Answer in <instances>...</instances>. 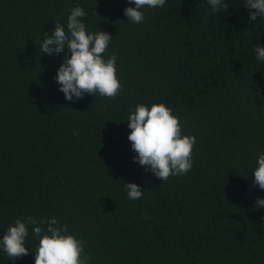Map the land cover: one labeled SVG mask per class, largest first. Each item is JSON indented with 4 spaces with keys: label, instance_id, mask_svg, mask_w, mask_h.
<instances>
[{
    "label": "trees",
    "instance_id": "1",
    "mask_svg": "<svg viewBox=\"0 0 264 264\" xmlns=\"http://www.w3.org/2000/svg\"><path fill=\"white\" fill-rule=\"evenodd\" d=\"M225 2L216 14L207 0H166L134 24L128 0H0V238L17 218L55 217L88 264H264V190L252 183L264 153V17ZM77 5L90 33L112 36L114 99L65 100L54 79L65 52L40 53ZM140 103L165 104L195 136L189 172L163 182L133 161L127 117ZM124 183L142 198L129 200ZM37 243L29 226V255L0 249V264H34Z\"/></svg>",
    "mask_w": 264,
    "mask_h": 264
},
{
    "label": "clouds",
    "instance_id": "2",
    "mask_svg": "<svg viewBox=\"0 0 264 264\" xmlns=\"http://www.w3.org/2000/svg\"><path fill=\"white\" fill-rule=\"evenodd\" d=\"M128 2L134 7H126L123 14L127 21L139 24L144 20L142 9L162 8L166 0ZM207 5L216 14L229 7L225 0H207ZM243 5L249 12V20L264 17V0H244ZM85 16L84 9L77 5L67 17V30L55 21L54 31L45 33L40 42V53L51 56L65 52L54 78L65 100H79L84 94L114 99L122 87L116 76L117 57L115 54L104 56L112 36L98 28L90 33L83 22ZM255 53L258 60L264 61V46H257ZM172 111L163 103H153L150 107L140 103L127 117L130 129L127 139L136 153L133 161L163 182L170 176L184 175L191 170L192 149L196 144L195 136L182 135L180 120ZM256 164L252 183L264 190V153L257 157ZM122 185L129 200L142 198L144 189L137 184ZM255 205L264 208V198L257 199ZM29 226L32 235L38 238L34 264H88L91 259L88 254L82 255L84 242L68 234L66 224L55 217L37 220L32 216L15 219L0 238V249L7 258L14 261L29 255L30 249L25 247Z\"/></svg>",
    "mask_w": 264,
    "mask_h": 264
}]
</instances>
